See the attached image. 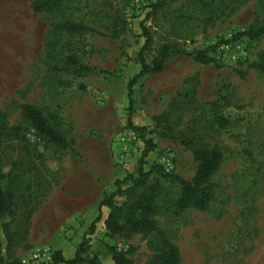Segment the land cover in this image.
I'll use <instances>...</instances> for the list:
<instances>
[{"label":"rangeland","instance_id":"1","mask_svg":"<svg viewBox=\"0 0 264 264\" xmlns=\"http://www.w3.org/2000/svg\"><path fill=\"white\" fill-rule=\"evenodd\" d=\"M33 1L0 0V113L20 126L1 154V183L15 191L14 213L0 222L5 261L36 247L72 259L87 239L81 264H113L110 247L136 264L150 262L152 234L113 235L105 225L109 209L99 210L117 180L138 173L144 140L126 150L119 143L121 132H138L131 120L154 145L147 171L162 165L192 179L198 162L185 140L222 152L211 178L215 196L205 210L175 214L180 186L151 175L163 186L152 219L179 247L180 264H264V73L253 67L264 38L234 39L264 20V0H149L131 19L118 0H65L57 12H36ZM64 19L94 30L55 29ZM144 27L151 37L148 62L163 44L188 52L218 46L204 65L188 55L171 56L160 72L133 84L131 104L127 84L141 69ZM69 55L105 73L56 72L54 64ZM24 103L57 115L67 144L48 145L24 122Z\"/></svg>","mask_w":264,"mask_h":264},{"label":"trees","instance_id":"2","mask_svg":"<svg viewBox=\"0 0 264 264\" xmlns=\"http://www.w3.org/2000/svg\"><path fill=\"white\" fill-rule=\"evenodd\" d=\"M65 0H34L32 8L36 12H57L62 8ZM151 4L149 3V6ZM155 12L157 5L153 4ZM151 14V13H149ZM55 29L67 32L69 34H82L94 29L86 26L82 22H74L64 19L54 26ZM146 42L139 53L141 63L140 71L134 76L128 85V96L132 104L133 84L141 77L149 74L160 72L164 63L174 55H188L193 60L207 64L213 61L212 52L215 51L216 45L203 48L202 50L188 52L181 48L177 43L163 44L151 62L145 58V51L151 43V37L147 29ZM246 38L248 40H259L264 38V20L249 25L245 30L234 35V39ZM61 62V63H60ZM54 64L56 72H74L77 75L85 74H103L105 71L88 66L82 63L77 56L69 55L63 61ZM253 67L259 72L264 73V49L257 54V60L254 61ZM131 108V107H130ZM21 114L25 123L32 127L37 134L48 145H66V136L58 125V117L54 113L39 109L33 104H21ZM139 133V137L144 140V149L140 158L137 175L129 174L122 180H117L116 189L109 195H106L99 204V210L108 208L109 214L105 220V225L109 233L115 235L124 231H143L149 232L153 236V245L155 254L148 264H180L181 251L177 245L171 242L158 228L152 219L155 210L156 199L162 195L163 186L157 181H152L151 175L156 173L157 176L167 178L173 183L180 186V193L173 201L172 208L175 214L184 211L187 208L205 210L215 196L216 185L211 180L222 162V152L217 148H208L193 140H185L194 153L198 166L192 179H185L178 175L168 173L162 165H155L150 170H145V158L154 149L152 141L145 139V128H137L132 125ZM20 126L9 125L6 117L0 113V222L9 215L14 213L15 191L6 189L3 184L4 174L2 172L1 154L6 145L8 137H19ZM126 185V187H124ZM121 199V201H119ZM101 217H97L88 230L93 234L97 222ZM87 239L78 248L76 255L72 259L63 257L60 251H55L52 264H81L84 261L82 254L86 252ZM113 264H136L133 259L126 256L123 252L118 251L116 247H110ZM0 263L20 264V259L15 261H5L2 256V244L0 241ZM92 264H101L96 259H92Z\"/></svg>","mask_w":264,"mask_h":264},{"label":"built area","instance_id":"3","mask_svg":"<svg viewBox=\"0 0 264 264\" xmlns=\"http://www.w3.org/2000/svg\"><path fill=\"white\" fill-rule=\"evenodd\" d=\"M124 14L129 18L136 17L142 14L147 7H149V0H118ZM139 135L133 130H127L121 132L119 135V143L122 145V149L126 150V147L130 143L138 141ZM122 163H125V155L122 154ZM53 253L45 247H36L29 254L20 258V264H52Z\"/></svg>","mask_w":264,"mask_h":264}]
</instances>
